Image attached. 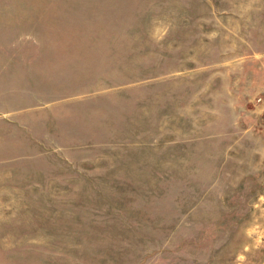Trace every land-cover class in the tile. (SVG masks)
<instances>
[{
  "label": "rangeland",
  "instance_id": "obj_1",
  "mask_svg": "<svg viewBox=\"0 0 264 264\" xmlns=\"http://www.w3.org/2000/svg\"><path fill=\"white\" fill-rule=\"evenodd\" d=\"M0 60V264H264V0H0Z\"/></svg>",
  "mask_w": 264,
  "mask_h": 264
},
{
  "label": "crops",
  "instance_id": "obj_2",
  "mask_svg": "<svg viewBox=\"0 0 264 264\" xmlns=\"http://www.w3.org/2000/svg\"><path fill=\"white\" fill-rule=\"evenodd\" d=\"M15 71L9 68V65L2 60H0V94H7L5 97V103L8 101V95L15 93L16 79L18 76H15ZM7 108L6 106H3ZM11 108V107H10Z\"/></svg>",
  "mask_w": 264,
  "mask_h": 264
}]
</instances>
